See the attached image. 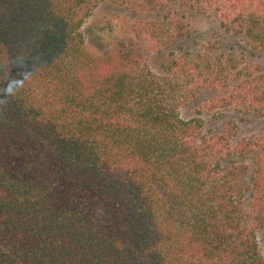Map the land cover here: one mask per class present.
Segmentation results:
<instances>
[{"label": "trees", "instance_id": "obj_1", "mask_svg": "<svg viewBox=\"0 0 264 264\" xmlns=\"http://www.w3.org/2000/svg\"><path fill=\"white\" fill-rule=\"evenodd\" d=\"M169 2L0 0V264H264V131L202 119L263 116L264 75L219 41L169 52L191 36ZM185 7L264 54V0Z\"/></svg>", "mask_w": 264, "mask_h": 264}, {"label": "rangeland", "instance_id": "obj_2", "mask_svg": "<svg viewBox=\"0 0 264 264\" xmlns=\"http://www.w3.org/2000/svg\"><path fill=\"white\" fill-rule=\"evenodd\" d=\"M195 0H170L168 3V11L174 13V16H185V22L189 23L191 28V36L183 41L174 43L169 52L177 55L183 50L190 52L192 57L202 54L204 47L213 41L221 42L220 49L214 52L210 59H216L219 54L223 58L233 56L237 66L246 65L253 69L259 68L260 72L264 75V54L251 50L246 42L241 38H234L230 34L225 33L218 24V20L214 18L206 19L196 16L194 13L186 9L185 5L194 2ZM121 12L119 9L109 4L100 5L89 18L84 25L82 32L89 45L92 46L94 51H102L103 46L90 38L87 28L93 22L99 20L101 17ZM163 63H166V56H152L150 60L151 69L155 73H160V67ZM217 94L213 92H200L197 100L189 103L184 109L181 110V117L184 120H191L196 117L195 111L202 109L204 104L216 99ZM215 111H220L217 108ZM202 119L205 123V129H211L216 134L223 133L224 124L231 120L235 123V135H233V141L239 140L245 137H258L264 131V115L261 117H248L239 113L227 114L224 120L219 123H214L209 115H203ZM249 170L247 174L251 173V166L248 161L245 162ZM257 242L260 251L264 257V231L257 233Z\"/></svg>", "mask_w": 264, "mask_h": 264}]
</instances>
